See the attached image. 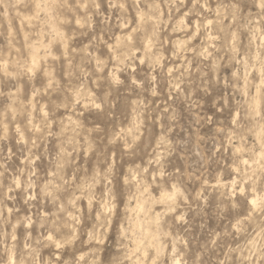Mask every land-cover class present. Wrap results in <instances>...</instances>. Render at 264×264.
<instances>
[{"label":"rangeland","instance_id":"obj_1","mask_svg":"<svg viewBox=\"0 0 264 264\" xmlns=\"http://www.w3.org/2000/svg\"><path fill=\"white\" fill-rule=\"evenodd\" d=\"M49 3L50 0H11L9 4L6 0L5 5L0 6V117L11 120L14 113L27 111L31 112L33 117L42 119L44 113L48 111V105L52 106L55 117V123L49 120L51 134L46 135L38 149L45 153L44 159L38 161V170L43 177L41 186L51 181L48 187L51 195L45 197L40 188H34L28 195H36L37 198L28 200V196L17 189L15 193H9L14 199L6 202L5 216L9 217L12 223H16L17 219L24 221L26 217H31L34 221L38 217L41 219L59 217L63 224V232L68 234L79 232L77 210L83 214L90 212L93 222L102 217L105 222L102 231L111 237V242L105 240L104 246L96 244V241L92 243L96 248H104L99 255L105 264L118 259L123 260L125 257L126 264L137 262L140 264L141 259L147 258L142 251L145 242L150 245L151 255L157 260V264L165 258L168 264H173V261L181 264L182 260L187 259L184 252L193 249L203 251L204 259L212 261L213 264L218 260L229 259V251L235 244L228 242L227 234L231 232L237 240L241 238V230L251 223V217L256 215L264 202V188L257 187L253 190L249 187L245 200L240 189L231 184V181L236 179V171L231 167V156L235 148L228 144L226 138L223 147L219 144L216 146L220 149L216 153L219 163L216 160L205 162L191 156V153L195 150L198 137H203L204 139L200 140V147L206 156H211L215 149L212 148L210 141L206 144L204 140L219 132L221 121L230 123L236 119L235 111L217 110L219 105L215 101L218 97L230 98L235 106L237 100L242 99L240 93L246 91L249 83L256 86L252 88L253 93L261 85V73L264 69H261L257 62L256 52L257 45L264 44V38L257 39L246 31L229 34L227 29L221 31V25L209 22H215L218 16L228 15L229 9L226 5L229 0H210L211 10L209 11L207 6L203 9L208 17L203 23L191 13L184 16L191 8V4H188V7L176 13L171 23L166 26L165 39L168 41L169 50L165 55L172 57V60L171 62L165 60L163 63L166 64L165 76L172 70V77L164 81L153 72L152 75L157 76L159 81L156 85L157 95L153 96L149 91L130 87L131 80L127 73L113 72L114 68L120 67L117 58L123 46L120 39L121 31L123 29L126 32L127 28L122 26L114 29L113 33L109 34L111 35L109 40V35L101 33L96 27L92 29L86 25L81 27L86 11L83 7L78 12H70L67 7L48 8ZM103 12L104 15L111 16L110 23H116L118 10L113 9L110 13L105 4ZM167 15L165 10V16ZM181 19H184V24L180 23ZM77 20L81 21V24H78ZM92 21L94 26L98 24V18L92 17ZM150 23L151 21L147 22L145 26ZM224 23L228 24L230 21L225 20ZM185 31L194 34V38L187 44L183 43L188 39ZM93 33L107 41L99 50L90 44L94 39ZM146 42L144 47L147 46ZM193 48L197 53L208 55L209 58L204 61L208 66L205 71L211 70L209 74L214 72V78L220 81L219 85L209 89L208 94L196 91L193 99L201 103L199 109H190L188 103L183 100L188 85L185 82H176V76L179 75L177 70L195 69ZM108 57H111L112 62H109L107 68L101 66L98 71V75L107 77V80L96 88L95 82L86 79L81 69L85 72L88 68L96 69V59L106 60ZM136 57L138 69L143 70V72L138 70L137 77L143 79L148 66L142 63L144 58L142 51H138ZM197 59L202 57L197 56ZM131 71L129 68L128 72ZM111 74L116 76L115 80L123 83L116 84ZM50 80L54 81L51 87ZM81 80L87 87L81 86ZM237 80L240 93H236L233 98V89L236 87L233 82ZM108 93L110 95H107ZM65 95L71 97L73 107H66L62 103ZM82 95L106 98L110 107L98 110L90 100L77 102ZM144 104L150 106L155 121L145 120L142 112ZM165 108L168 109L167 112H164ZM195 112L203 117L199 123L195 122ZM208 118H211V122L205 123ZM146 124L150 126L145 127ZM138 125L140 131L144 133L141 137L142 145L121 158L119 152L125 149L118 137L121 134H129L131 137ZM77 132L86 133L92 150H87L85 146L74 152L71 157H58L62 140L74 138L83 143L85 136L76 135ZM110 140L113 142L110 148L121 145L115 156L117 162L115 181L109 186L113 191L120 193L118 199L121 219L116 223L115 230L113 218H110L108 212V201L111 197L105 186L106 181L102 178L105 165L100 162L103 159L100 150ZM178 142L185 144L186 148L177 150L175 146ZM12 144L13 151H17L15 141H12ZM185 152L191 156L190 160L186 159ZM17 157L19 158L14 157L9 165L13 171L23 166L20 152H17ZM49 159L54 161L59 159L64 166L59 168L55 162L49 166ZM156 160L161 162L162 169L157 170ZM225 166L229 167L230 175L221 171ZM161 171L181 174L178 184L180 198L172 195L174 192L170 184L160 182ZM54 173L74 179V190L58 191ZM144 175L153 182L149 184L144 181ZM23 179L26 180L27 177ZM81 192H86L93 198L94 207L91 210L87 199H77ZM169 196L172 197V202ZM251 200L257 201L256 207L251 206ZM232 201H242L243 206L232 209L229 206ZM89 227L91 228V223ZM7 230L11 231V228ZM26 231L31 232L33 236L43 233L46 246L39 252L43 258L51 254H62V259L71 260L74 249L78 247V244H68L63 249H58L53 243L56 238L48 240L47 237L51 233L41 228L38 222L31 227L22 223L17 228L20 235ZM162 240L166 242V247L157 258L154 249L160 246ZM121 241L123 247L120 246ZM83 252H89V248L84 246ZM75 255L79 257L81 253L76 252ZM174 255L175 260L172 259ZM149 262L151 264V261Z\"/></svg>","mask_w":264,"mask_h":264},{"label":"clouds","instance_id":"obj_2","mask_svg":"<svg viewBox=\"0 0 264 264\" xmlns=\"http://www.w3.org/2000/svg\"><path fill=\"white\" fill-rule=\"evenodd\" d=\"M6 0H0V6L5 5ZM7 3H11V0H7ZM107 4L109 12L113 9L118 10L116 23H110L111 16L104 15L103 6ZM191 4V8L188 12L184 13L186 17L189 13L197 19L201 20V23L208 17L204 14V7L207 6L210 9V0H50L47 5L48 8L55 7H67L70 12H78L80 8L86 9L84 12V21L77 20L81 27L85 25L92 29L96 27L99 31L105 35L113 33L114 29L124 26L128 31H121L120 39L123 41V47L120 49V56L118 63L120 67L114 68L115 71H123L129 75L131 80L130 87L138 88L141 91H149L151 95H157L156 85L159 83L157 76H153L155 72L161 80L168 81L172 77V70L168 71L165 76L166 64L165 60L171 62L172 57L165 55L168 41L165 39L166 26L171 23L176 13H180L183 9ZM226 7L229 9L228 15L224 17H217L215 23L221 25V31L227 29L229 34L233 32H249L257 39L264 38V0H229ZM165 10L168 15L165 16ZM92 17L98 18V24L93 25ZM229 20L230 23L225 24L224 21ZM151 21L150 25L145 26L147 22ZM65 23L67 21H64ZM181 24H184V19L180 20ZM187 28V25H185ZM175 31V29H172ZM94 39L90 41V44L95 46L99 50L100 46L107 44V41L102 36H97L93 33ZM185 36L188 37L184 41L185 44L189 43L194 38V34L185 32ZM111 35H109V40ZM145 41H147V47H144ZM258 51L256 56L257 62L261 69H264V44L257 45ZM142 51L144 58L142 63L147 64L148 71L144 74L143 79H138V70L143 72L142 69H138L136 65V53ZM187 51V49H185ZM193 58L196 60L195 69L185 68L184 71H179V75L176 76V82H185L188 85L187 93L183 95V100L188 103L190 109H199L201 103L193 99L196 91H201L204 94H208L209 89L219 85L220 81L215 79V73L205 71L208 67L205 65L209 57L204 53H197L193 48ZM177 55L176 53H173ZM211 55V54H209ZM197 56L202 59H197ZM251 58V57H249ZM111 57L106 60L96 59V69L88 68L85 72L81 69V73L89 81L95 82V87L99 88L101 84L107 80V77L98 75V71L101 66L108 67ZM91 63V57L89 58ZM131 68L132 71L128 72ZM51 75V73H48ZM79 79V77H77ZM262 83L256 88V92L253 93L252 88L256 87L249 83L246 91L240 93L238 80L233 82L236 87L233 89V98L236 93H240L242 99L237 100L236 105L233 106L232 100L228 97H218L215 103L219 105L218 111L228 109L229 111H235L236 119L230 123L223 121L219 124V132L213 133L208 140H204V143L212 144V148L215 149L211 156H206L203 149L200 147V140L203 137H198L195 150L192 151L191 156L197 157L205 162L210 160H216L220 162L216 153L220 151L216 146L219 144L223 147V141L226 138L228 144L235 148V152L231 156V167L236 171V179L231 181V184L240 189L241 195L244 199H247V193L249 187L255 190L257 187L264 188V71L261 73ZM54 81H49V87L52 86ZM116 84L123 83L120 80H115ZM81 86L87 87L83 80L80 81ZM149 85L150 87H145ZM54 91L56 89H53ZM171 86L169 87V95H171ZM107 95H110L108 93ZM179 95V92H178ZM90 100L94 104L95 108L102 110L103 108L110 107L106 98L99 99L93 98L91 95L80 96L77 102H83ZM221 100L223 103H221ZM66 107H73L70 96L65 95V100L62 101ZM41 111H44L41 109ZM53 108L48 105V111L44 113V117L39 119L33 117L31 112L14 113L11 120L6 117H0V264H105V261L100 258L99 252L104 250L103 247L96 248L93 245V241L96 244L104 246L105 240L111 242V237L102 231L105 227L104 218L98 217L95 222L91 220L90 212L83 214L77 210L76 220L80 225L78 234L73 232L71 234L63 232V224L59 217L56 218H37L34 221L31 217H26L24 221L17 219L16 223H12L9 217L5 216V210L7 208L6 202L10 199H14V196H9V193H15L17 189L28 196V200H34L36 195H28L30 190L34 188H40L45 197L51 195L48 191L49 184H43L41 181L43 177L40 174L38 161H42L45 157V153L40 152L39 144L44 141L46 135H50L49 120L55 123V117L53 116ZM168 109L165 108L164 112ZM142 112L146 121H155L156 118L152 114V110L148 104H144ZM162 115V113H161ZM25 117L21 119V117ZM39 119V123H37ZM194 119L196 123H199L203 117L199 116L198 112L194 113ZM79 120V116H77ZM211 122V118L205 120V123ZM150 126L148 124L145 127ZM99 126H97V130ZM75 131V130H73ZM76 135H84L85 139L81 144L79 141L73 139L62 140L60 144V151L57 156H63L65 158L71 157L72 154L78 149L87 146V150H92V144L87 139L85 132H77ZM144 135L140 131L138 125L134 134L129 137L128 135L121 134L118 139L122 142V147L125 151H120L121 158L128 155L129 152H134L143 143L141 137ZM12 141H15L17 151H13ZM140 142L139 144L137 142ZM110 140L108 144L103 146L100 150V156L103 157L101 163L105 165V171L103 180L106 181V187L110 193V199L108 201V212L110 218H113V229L115 225L120 221V200L118 199L120 193L113 191L110 185L115 181L116 170V152L121 145H117L116 148H110L112 145ZM177 150H183L186 145L182 142L176 144ZM111 151V155H109ZM17 152L22 155L21 164L22 167H17L14 171L10 169L9 165L13 161V158L17 157ZM191 156L185 152L186 159H191ZM56 163L59 168L64 165L60 163L59 159L55 161L53 159L48 160L49 166ZM151 163V162H150ZM157 170L162 169L163 165L159 160H156ZM243 164V166H242ZM78 167V166H77ZM147 171V170H145ZM156 171V170H153ZM223 173L231 174L229 167L225 166L221 169ZM162 180L161 183L170 184L174 194L177 198H180L178 184L180 181V175L177 173H164L161 171ZM57 180V190H64L66 192L74 190L75 181L72 178H67L63 174L54 173ZM27 177V179H23ZM144 181L151 184L153 181L148 179L147 175L143 176ZM154 180V177H153ZM118 184V181H116ZM147 191V189H145ZM39 195V194H37ZM55 200V198H53ZM77 199H87L88 207L91 210L94 207L93 198L86 192H81ZM28 202V201H26ZM232 209H236L238 206L242 207V201H232L229 205ZM11 210L9 209V212ZM39 223L40 227L51 233L47 237L51 240L55 237L56 247L63 249L68 244H78L73 251V258L71 260H64L61 258L62 254H51L47 258H43L39 255L40 249L45 245L44 236L41 233L39 236H33L31 232L26 231L23 235L18 234L17 228L22 223L27 227H31L35 223ZM91 223V228L89 224ZM11 228V231L7 229ZM242 236L239 240L232 236L229 232L228 242L234 243L235 247L229 251V259L218 260L215 264H264V208H260L255 216L251 217V223L243 227ZM215 243V241H214ZM87 246L89 252H83V247ZM120 246L123 247V241L120 242ZM166 242L161 241L160 246L156 249V257L159 258L164 252ZM142 251L146 255V259H141L140 264H157V260L153 259L150 251V245L145 242ZM76 252H80L81 255L77 257ZM175 252V250H174ZM184 255L187 259L181 261V264H213L210 260L204 259V252L197 250L185 251ZM125 257L123 260H114L109 264H126ZM175 260V255L172 257ZM159 264H168L167 258L160 260Z\"/></svg>","mask_w":264,"mask_h":264},{"label":"bare ground","instance_id":"obj_3","mask_svg":"<svg viewBox=\"0 0 264 264\" xmlns=\"http://www.w3.org/2000/svg\"><path fill=\"white\" fill-rule=\"evenodd\" d=\"M178 20H179V19H178ZM209 22H210V21H209ZM206 24H207V22H206ZM182 27H183V26H182ZM187 28H188V27H187ZM185 32H186V31H185ZM119 41H120V40H119ZM181 41H182V40H181ZM116 43H117V42H116ZM119 43H120V42H118V45H120ZM146 43H147V42H146ZM179 43H180V41H179ZM181 43H182V42H181ZM181 43H180V44H181ZM183 43H184V42H183ZM116 45H117V44H116ZM114 47H115V46H114ZM122 47H123V46H122ZM146 47H147V46H146ZM120 48H121V46H120ZM33 49H34V48H33ZM118 49H119V46H118ZM33 55H34V54H33ZM111 55H112V54H111ZM115 55H116V54H115ZM115 55H114V56H115ZM36 56H37V55H36ZM114 56H113V57H114ZM32 57H33V56H32ZM118 57H119V55H118ZM116 58H117V57H116ZM33 59H34V58H33ZM35 60H36V59H35ZM35 60H34V61H35ZM117 60H118V58H117ZM141 60H142V59H141ZM31 62H33V61H31ZM111 62H112V61H111ZM116 62H117V61H116ZM35 63H36V62H35ZM113 72H114V71H113ZM115 74H116V73H115ZM111 75H112V74H111ZM109 76H110V75H109ZM112 76H113V78H114V80H115V77H116V76H115V75H112ZM110 77H111V76H110ZM111 79H112V78H111ZM114 80H112V81H114ZM129 133H130V132H129ZM126 134H127V133H126ZM128 135H129V134H128ZM230 185H231V184H230ZM230 185H229V186H230ZM233 186H234V185H233ZM233 186H232V187H233ZM233 189H234V188H233ZM254 194L256 195V193H254ZM167 195H168V194H167ZM172 195L174 196L175 194H172ZM251 196H252V195H251ZM257 196H258V195H257ZM169 197H170V196H169ZM169 197H168V198H169ZM144 198H145V197H144ZM164 198H167V197H164ZM168 198H167V199H168ZM251 199H252V198H251ZM256 199H257V198H256ZM138 200H139V199H138ZM148 200H149V199H148ZM158 200H159V198H158ZM158 200H157V201H158ZM162 200H163V199H162ZM162 200H161V201H162ZM249 200H250V198H249ZM257 200H258V199H257ZM142 201H143V200H142ZM144 201H145V200H144ZM173 201H174V200H173ZM252 201H253V200H251V202L248 201V202L251 203V206L253 205V204H252ZM152 202H153V201H152ZM171 202H172V199H171ZM256 202H257V201H256ZM142 203H143V202H142ZM145 203H146V201H145ZM157 203H158V202H157ZM161 203H162V202H161ZM164 203H165V202H164ZM150 204H151V203H150ZM150 204H149V205H150ZM139 205H141V203H140ZM149 205H148V206H149ZM162 206H163V205H162ZM140 207L142 208V206H140ZM143 207H144V206H143ZM150 207H151V206H150ZM255 207H256V206H255ZM258 207H259V206H258ZM258 207H257V208H258ZM138 208H139V207H138ZM138 208H136V209L138 210ZM141 208H140V209H141ZM147 208H148V207H147ZM253 208H254V207H253ZM103 210H104V209H103ZM137 210H136V212H137ZM144 210H146V209H144ZM150 210H151V209H150ZM150 210H149V211H150ZM254 210H255V209H254ZM141 211H142V209H141ZM147 211H148V209H147ZM153 211H154V210H153ZM145 212H146V211H145ZM137 213H138V212H137ZM135 216H136V215H135ZM145 216H146V215H145ZM148 216H149V215H148ZM148 216H147V217H148ZM150 217H151V216H150ZM136 218H137V217H135V219H136ZM142 218H143V217H142ZM136 220H137V219H136ZM136 220H135V221H136ZM141 221H142V220H141ZM146 221H147V220H146ZM146 221H145V222H146ZM139 222H140V221H139ZM135 223H136V222H135ZM135 223H134V224H135ZM149 223H150V222H149ZM153 223H154V222H153ZM138 224L140 225V223H138ZM138 224H137V225H138ZM144 224H146V223H144ZM139 225H138V226H139ZM142 225H143V224H142ZM146 225H148V224H146ZM136 227H137V226H136ZM136 227H135V229L138 230V228H136ZM146 227H147V226H146ZM142 228H143V227H142ZM142 228H141V229H142ZM147 228H148V227H147ZM147 228H146V229H147ZM139 231H140V230H139ZM139 231H138V233H139ZM147 231H148V230H147ZM147 231H146V232H147ZM142 232H143V231H142ZM149 232H150V231H149ZM134 233H135V232H134ZM144 233H145V232H144ZM141 234H142V233H141ZM141 234H139V235L141 236ZM150 235H151V234H150ZM141 237H142V236H141ZM142 238H143V237H142ZM145 239H146V238H145ZM148 239H149V238H148ZM52 240H53V239H52ZM52 240H51V241H52ZM49 242H50V241H49ZM153 242H154V241H153ZM153 242H152V243H153ZM53 243H54V242H53ZM53 243H52V244H53ZM155 243H156V242H155ZM155 243H154V245L157 244V243H156V244H155ZM55 245H56V244H55ZM151 245H152V244H151ZM155 247H156V246H155ZM154 250H156V248H155ZM143 253H144V252H143ZM155 253H156V252H155ZM133 263H134V262H133ZM149 263H150V262H149ZM137 264H139V263L137 262ZM173 264H178V262H177V261H173Z\"/></svg>","mask_w":264,"mask_h":264},{"label":"snow or ice","instance_id":"obj_4","mask_svg":"<svg viewBox=\"0 0 264 264\" xmlns=\"http://www.w3.org/2000/svg\"><path fill=\"white\" fill-rule=\"evenodd\" d=\"M169 198L171 199L172 197H169ZM252 204H253V206L255 207L256 204H257V202H256L255 200H253V201H252ZM261 208H264V202H262Z\"/></svg>","mask_w":264,"mask_h":264}]
</instances>
